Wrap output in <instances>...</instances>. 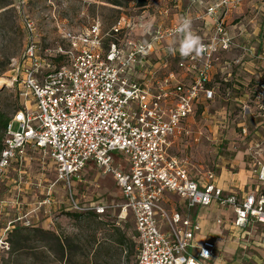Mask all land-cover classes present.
Instances as JSON below:
<instances>
[{
  "label": "built area",
  "instance_id": "1",
  "mask_svg": "<svg viewBox=\"0 0 264 264\" xmlns=\"http://www.w3.org/2000/svg\"><path fill=\"white\" fill-rule=\"evenodd\" d=\"M163 1L148 3L152 14L142 19L143 13L135 18L137 23L130 16V21L122 18L104 31L92 20L82 30H63L61 42L46 47L34 22L22 14L26 44L10 77L22 104L4 133L0 183L10 167H24L31 148L40 155L41 169L45 160L51 163L55 178L45 188L40 207L53 204L52 189L60 183L74 212L100 216L118 210L121 219L130 214L137 237L136 264H210L215 239L194 243L201 224L193 211L212 204L229 207L234 218L229 225L241 230L260 226L264 231V160L252 158L256 188L238 197L216 186L213 170L192 177L187 162L173 156L171 148L174 140L202 138L201 133L193 135L188 122L198 105L206 108L218 97L212 72L227 81L239 64V58L223 57L235 47L228 21L242 0H169L158 5ZM181 17L191 19L197 35L203 31V60L167 54ZM257 147L253 144L247 153ZM88 166L114 178L119 204L80 206L74 201L71 184L82 183ZM168 196L177 199V210L166 207ZM19 220L0 232V255L9 252L8 235ZM245 247L243 243L241 249Z\"/></svg>",
  "mask_w": 264,
  "mask_h": 264
},
{
  "label": "rangeland",
  "instance_id": "2",
  "mask_svg": "<svg viewBox=\"0 0 264 264\" xmlns=\"http://www.w3.org/2000/svg\"><path fill=\"white\" fill-rule=\"evenodd\" d=\"M113 1L119 5H114ZM168 1L158 5H168ZM145 5L147 0H0V80L4 82L0 84V111L11 119L22 104L17 88L10 87L13 62L26 44L22 14L34 22L38 38L46 47L61 42L63 30H82L92 20L101 23L104 31L122 18L128 22L131 16L136 22V16L132 15L140 13ZM158 5L154 10L160 8ZM258 48L259 56L242 57L233 70L241 78V82L234 83L239 87L237 92L209 104L206 113L202 108L196 110L194 120L207 118L202 125V139L193 143L185 154L176 152L178 159L188 158L195 172L213 170L217 174L218 167L235 171L240 162L249 166L252 158L264 160V97L257 94L264 84L263 44ZM211 121L218 122L215 133L209 131ZM252 142L258 147L247 153ZM39 157L37 153L36 158ZM36 163L37 166L20 169V174L10 168L0 183V206L8 209L6 219L20 218L14 225L26 230L22 232L24 241L19 246L0 255V264H136L137 237L130 214L121 219L118 210H108L99 219L91 215L79 216L71 210L69 193L60 183L52 189L53 204L40 207L45 196L43 187L55 178L49 161H44L45 169H41L40 160ZM43 173L45 176H41ZM43 177L47 182L41 181ZM18 181L22 184L17 187ZM70 193L80 206L99 202L117 205L121 202L114 178L101 174L92 166L83 173V183L74 181L71 184ZM27 220L29 227L21 225ZM4 223L5 220L1 219L0 227ZM30 229L48 231L51 235H35L27 231ZM249 232L251 234L243 242L245 249H238L233 257L234 264H264V231L258 227ZM52 235L68 245L63 253Z\"/></svg>",
  "mask_w": 264,
  "mask_h": 264
},
{
  "label": "crops",
  "instance_id": "3",
  "mask_svg": "<svg viewBox=\"0 0 264 264\" xmlns=\"http://www.w3.org/2000/svg\"><path fill=\"white\" fill-rule=\"evenodd\" d=\"M228 22H229V32L233 38V44L235 47L232 51L225 54L223 58L228 60L237 59V58L241 59L244 56L249 58L250 56L246 52H249L250 54H252V56L254 54H256L255 56H259V53H257L259 50L258 47L260 46V44H263L264 47V0H242L240 7L235 11L234 14H232L229 17ZM202 32L203 31L199 32L198 35L201 36ZM230 73L227 74L228 76L227 78L232 77V80H235L236 82L237 81L241 82V78L239 76H237L236 74H232V71ZM243 76L244 75H242V77ZM220 77L221 75L214 70L211 75V80L215 82V80H218ZM237 78H239V80H237ZM211 104L213 105L215 104V102ZM198 108L199 109L202 108L204 112L208 109V107L204 108V106L202 105H198L196 110ZM196 110H195L196 112L195 115L192 118H190L188 122L189 127L192 128V131L194 130V134H193L194 136H197L200 133L203 135L204 132L202 130L203 121H207V118H202L201 120H194V117L197 114ZM205 113H203V115H205ZM210 117H212V115H210ZM206 123L207 122H205V124ZM217 123L218 122L211 121L209 126L211 127V129L209 130L210 132L213 133H215V131L217 132L218 129V127L216 126ZM211 137L213 138L214 135ZM201 139L202 138H200L197 142H200ZM207 140L208 142L210 141L209 138H207ZM197 142L185 141L181 139L174 140L173 142L174 144L171 148V154L175 157H176V152L178 151H181L182 153L185 154L187 149H190L191 145ZM252 145L253 143H251L249 147ZM36 155L37 152L33 151L31 148H27L26 158L24 162L25 165L22 168L25 169L31 165L37 166L38 164L36 163V161H38L39 158L37 159ZM183 160H185L188 164L189 174H191L192 177H197V174H199L200 172H195L193 170L194 167L192 163L187 161L188 158L186 156L184 157ZM232 166L233 165H231V167ZM50 167H51V163H50ZM50 167H47L49 171L51 170ZM10 168L16 170L18 174H20V171L22 170V168L20 170L17 169L15 166H12ZM218 168L219 170L217 174L213 171L216 175V186L218 188H221V190L225 194L234 193L238 197H241L256 188L257 185L256 177L254 173L250 170L249 166H247L244 162H240V164H237L235 171H231L223 167H218ZM41 176H45L44 173ZM41 181L47 182V179L43 177ZM21 184L22 182L18 181L17 187ZM25 184L27 185L29 184V182H26ZM48 184H50V182L47 183L43 188L45 189L48 186ZM101 203L102 202H99L97 204H101ZM11 204L9 203V205ZM5 205L7 204L5 203ZM165 205L170 211L177 210L179 206L177 199L173 196H168ZM6 210L8 211V209ZM6 210L3 207V205L0 206V214L1 212H4V214L0 215V220L1 219L5 220L4 225H2L3 227H0V232H3L8 222H12L6 219V216L8 215V213L5 212ZM204 210H209V211L207 212ZM193 217L199 219L201 224L200 233L196 234L197 236L195 238L194 243L197 245L205 241L206 239H210L212 237L215 239L214 255L212 260V263L214 264L228 263V262L234 264L233 257L235 256L236 251L238 249L241 250V245L245 241L246 237L251 234L249 230L250 229L256 230L258 227H260V226H254L252 228H242L241 230L239 228L229 225L227 222H231L234 219L232 209L229 207L222 208L215 204H212L208 208L196 209L193 212ZM17 219L18 218L14 219V221ZM218 219H221L223 221V224L221 225L217 224ZM14 228H12V230Z\"/></svg>",
  "mask_w": 264,
  "mask_h": 264
},
{
  "label": "trees",
  "instance_id": "4",
  "mask_svg": "<svg viewBox=\"0 0 264 264\" xmlns=\"http://www.w3.org/2000/svg\"><path fill=\"white\" fill-rule=\"evenodd\" d=\"M152 0H147V5L148 3H150ZM114 5H119L117 2H114ZM146 6V5H145ZM144 10H147V11H144ZM151 11V8L150 7H145L143 8V10L138 13L136 16L137 20L139 19H143L144 17H147L148 15L152 14ZM145 14V16L141 17L142 14ZM234 70V68H233ZM232 70V74H234ZM231 74V73H230ZM227 81H224V80H215L216 82H214V84H216V96H218L215 100V102H217L218 100H223V98H229L231 95V93H234L236 90L239 89V87L235 86L234 83H237L235 80H232V77H229V78H226ZM264 87V84L261 85V89L258 91V95L259 96H263L261 94V91ZM237 92V91H236ZM235 101H238V99H235ZM11 119L10 118H6L5 114H3L1 111H0V151L2 150V141L4 139V136H5V131H6V127L8 125V122L10 121ZM74 212V211H73ZM75 214L79 215V216H88V215H91L93 217H96V218H100V217H103L104 215H96L94 213H88V214H80V213H77V212H74ZM105 214V213H104ZM26 231L25 229H22L20 228L19 226H15V228L12 230V232L8 235V241H9V244H10V249H9V252L11 251V249L14 248V246H19V244L21 242L24 241V238L22 237V232ZM27 231H30V232H33L35 233V235H40V236H43V235H51V233H49L48 231H44V230H40V229H30V230H27ZM54 240L57 241L58 243V247L59 249L61 250V252L63 253V251L65 249H67L68 245L67 244H64L61 242V240L56 237L55 235H52ZM69 249V248H68ZM15 251V250H13Z\"/></svg>",
  "mask_w": 264,
  "mask_h": 264
},
{
  "label": "clouds",
  "instance_id": "5",
  "mask_svg": "<svg viewBox=\"0 0 264 264\" xmlns=\"http://www.w3.org/2000/svg\"><path fill=\"white\" fill-rule=\"evenodd\" d=\"M175 39L167 48V54L175 56L177 53L182 59L203 60L207 51L201 37L193 32L192 21L189 17H181L174 32Z\"/></svg>",
  "mask_w": 264,
  "mask_h": 264
},
{
  "label": "bare ground",
  "instance_id": "6",
  "mask_svg": "<svg viewBox=\"0 0 264 264\" xmlns=\"http://www.w3.org/2000/svg\"><path fill=\"white\" fill-rule=\"evenodd\" d=\"M0 84H4V82H2V81L0 80Z\"/></svg>",
  "mask_w": 264,
  "mask_h": 264
}]
</instances>
